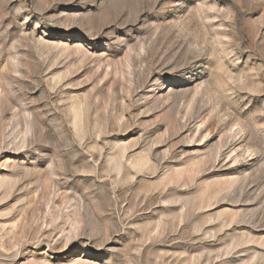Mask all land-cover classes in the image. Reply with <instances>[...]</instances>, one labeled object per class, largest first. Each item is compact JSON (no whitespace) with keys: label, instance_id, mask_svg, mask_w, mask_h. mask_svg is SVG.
<instances>
[{"label":"rangeland","instance_id":"rangeland-1","mask_svg":"<svg viewBox=\"0 0 264 264\" xmlns=\"http://www.w3.org/2000/svg\"><path fill=\"white\" fill-rule=\"evenodd\" d=\"M0 264H264V0H0Z\"/></svg>","mask_w":264,"mask_h":264}]
</instances>
